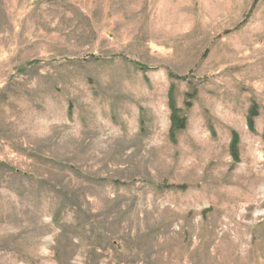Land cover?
Returning a JSON list of instances; mask_svg holds the SVG:
<instances>
[{
	"label": "rangeland",
	"instance_id": "obj_1",
	"mask_svg": "<svg viewBox=\"0 0 264 264\" xmlns=\"http://www.w3.org/2000/svg\"><path fill=\"white\" fill-rule=\"evenodd\" d=\"M0 264H264V0H0Z\"/></svg>",
	"mask_w": 264,
	"mask_h": 264
}]
</instances>
